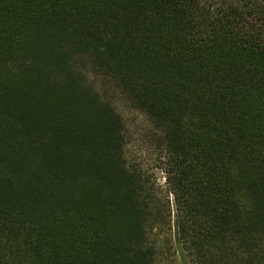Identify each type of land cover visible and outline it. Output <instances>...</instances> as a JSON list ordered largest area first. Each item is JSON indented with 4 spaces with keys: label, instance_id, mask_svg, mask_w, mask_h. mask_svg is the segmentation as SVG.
Returning a JSON list of instances; mask_svg holds the SVG:
<instances>
[{
    "label": "trees",
    "instance_id": "16d2710c",
    "mask_svg": "<svg viewBox=\"0 0 264 264\" xmlns=\"http://www.w3.org/2000/svg\"><path fill=\"white\" fill-rule=\"evenodd\" d=\"M0 264H264V0H0Z\"/></svg>",
    "mask_w": 264,
    "mask_h": 264
},
{
    "label": "rangeland",
    "instance_id": "374dc122",
    "mask_svg": "<svg viewBox=\"0 0 264 264\" xmlns=\"http://www.w3.org/2000/svg\"><path fill=\"white\" fill-rule=\"evenodd\" d=\"M117 106L127 123L131 141L128 149L130 160L152 175L166 195L170 189L166 180V156L152 140L150 121L145 115L129 108L121 101L117 103ZM170 200H173L171 195Z\"/></svg>",
    "mask_w": 264,
    "mask_h": 264
}]
</instances>
